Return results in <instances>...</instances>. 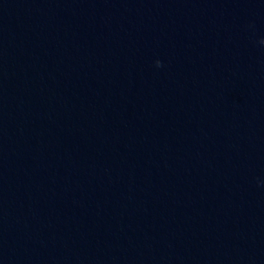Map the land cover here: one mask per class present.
Returning a JSON list of instances; mask_svg holds the SVG:
<instances>
[{
  "label": "water",
  "instance_id": "1",
  "mask_svg": "<svg viewBox=\"0 0 264 264\" xmlns=\"http://www.w3.org/2000/svg\"><path fill=\"white\" fill-rule=\"evenodd\" d=\"M0 264H264V0H0Z\"/></svg>",
  "mask_w": 264,
  "mask_h": 264
}]
</instances>
